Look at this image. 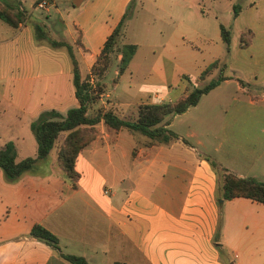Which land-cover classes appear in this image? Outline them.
Returning a JSON list of instances; mask_svg holds the SVG:
<instances>
[{"label":"crops","instance_id":"1","mask_svg":"<svg viewBox=\"0 0 264 264\" xmlns=\"http://www.w3.org/2000/svg\"><path fill=\"white\" fill-rule=\"evenodd\" d=\"M22 1L0 0V6L24 13L16 26L0 18V79L8 82L0 95V146L12 140L15 159L35 154L28 123L40 110L63 113L77 104L67 84L68 53L56 51V65L47 59L45 68L32 53L40 43L36 40L68 42L83 76L129 8L180 3L175 8L182 9L189 4L47 0L44 8H37L36 0H29L26 8ZM51 7L56 14L49 13ZM217 37L224 48L219 30ZM228 76L223 80L237 79ZM93 78L89 73L88 81ZM260 85L264 99V81ZM233 123L225 121L220 129L225 132ZM134 133L96 123L94 137L75 157L74 188L55 162V147L48 152L43 173L24 172L7 181L0 170V264H71L60 252L80 255L88 264H264V203L243 196L221 198L220 177L210 158L199 156L186 141L147 145ZM228 170L264 181V155L251 157L242 169ZM35 223L56 236L59 249L29 234Z\"/></svg>","mask_w":264,"mask_h":264},{"label":"rangeland","instance_id":"2","mask_svg":"<svg viewBox=\"0 0 264 264\" xmlns=\"http://www.w3.org/2000/svg\"><path fill=\"white\" fill-rule=\"evenodd\" d=\"M187 1L189 4L182 9L175 8L180 6L177 3L165 8L140 6L127 10L103 74H92L94 78L89 81H99L103 91L89 104L87 112L92 114L98 108L108 107L119 116L134 118L137 103L173 100L183 95L185 89L187 92L216 76V68L212 73L200 74L216 58L217 65L227 64L223 73L240 78L244 87L237 85V79L221 80L201 94L194 105L166 116L171 121L168 127L178 130L199 156L214 159L228 169H242L251 157L264 155V99L260 85L264 81V0ZM22 3L30 7L29 0ZM231 4L238 6L235 17ZM49 13L56 11L51 7ZM218 22L232 37L227 54L218 41ZM1 24L6 30L9 28L7 23ZM238 29L245 31L244 46L238 44ZM36 41L40 42L38 48L35 46V52H31L38 62L44 61L45 68L48 62L56 65V51L67 54L62 46H52L47 40ZM123 41L133 42L137 48L127 67L116 74V54ZM6 83L7 79H0L2 96ZM67 84L72 88L70 78ZM225 121L234 123L224 132L220 128ZM134 135L145 138L138 132Z\"/></svg>","mask_w":264,"mask_h":264},{"label":"trees","instance_id":"3","mask_svg":"<svg viewBox=\"0 0 264 264\" xmlns=\"http://www.w3.org/2000/svg\"><path fill=\"white\" fill-rule=\"evenodd\" d=\"M237 11L238 6L232 4V16H235ZM125 14L126 12L122 14L118 23L107 34L94 63L89 68V72L83 76L80 75L71 45L63 40H47L51 45H64L67 50L71 64L73 94L77 104L68 107L63 113L54 108L42 109L29 121L28 127L36 144L34 155H26L15 159V148L12 140L8 139L3 142L0 146V169L7 181H14L24 172L43 173L42 165L45 163L49 150L55 147V162L60 167L70 187L74 188L78 175L74 169L75 157L78 151L94 137L95 125L98 122L112 129L123 128L129 132L141 133L144 135L145 144L147 145L166 143L177 138L185 141L183 137H179L175 131L168 127L169 121L166 116L180 113L188 106L194 105L201 94L206 93L221 80L229 77L223 73L224 63L217 65L216 59L205 66L200 73L206 74L216 68V76L211 77L201 86H193L184 95L173 100L137 103L134 118L119 116L110 108H98L92 114L87 112L89 104L95 101L103 91V86L99 81L96 80L94 83L88 81L89 73L100 75L105 69L108 53L113 50ZM23 17L24 13L20 9L12 11L8 7L0 6V18L12 26H16L19 21L23 20ZM218 25L225 51L228 52L229 30L222 23ZM237 36L239 46L247 44L245 31L239 32ZM135 47L136 45L133 42L120 43L117 50V53H120L117 60V73L122 72L126 67ZM101 60L102 62H100ZM182 76L186 77V74H182ZM237 81L243 85L241 79L237 78ZM209 161L220 177L221 198L243 196L264 203V181L253 176H238L226 167L216 163L213 159ZM29 234L43 240L53 248L59 249L56 236L42 225L33 224L29 229ZM60 255L71 264H88L84 257L77 254L60 252ZM112 264L122 263L116 261Z\"/></svg>","mask_w":264,"mask_h":264},{"label":"built area","instance_id":"4","mask_svg":"<svg viewBox=\"0 0 264 264\" xmlns=\"http://www.w3.org/2000/svg\"><path fill=\"white\" fill-rule=\"evenodd\" d=\"M47 0H36L34 6L37 8H44L47 5Z\"/></svg>","mask_w":264,"mask_h":264},{"label":"water","instance_id":"5","mask_svg":"<svg viewBox=\"0 0 264 264\" xmlns=\"http://www.w3.org/2000/svg\"><path fill=\"white\" fill-rule=\"evenodd\" d=\"M73 2H75V1H73Z\"/></svg>","mask_w":264,"mask_h":264}]
</instances>
